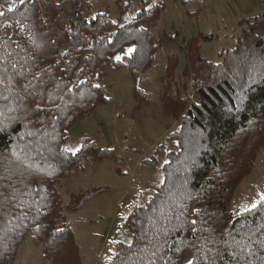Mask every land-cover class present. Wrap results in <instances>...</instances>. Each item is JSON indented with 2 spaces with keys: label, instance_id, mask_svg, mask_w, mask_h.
<instances>
[{
  "label": "trees",
  "instance_id": "trees-1",
  "mask_svg": "<svg viewBox=\"0 0 264 264\" xmlns=\"http://www.w3.org/2000/svg\"><path fill=\"white\" fill-rule=\"evenodd\" d=\"M159 9L142 8L121 24L106 13L85 16L80 0H20L0 9V264H12L27 232L50 264H81L63 208L76 210L105 188L63 205L56 183L82 169L87 152L96 158L111 149L90 142L71 152L62 142L72 123L110 100L96 81L111 55L129 47L112 66L143 70L162 37L176 38L151 33ZM242 22V36L217 62L200 55L197 36L187 40L191 94L163 99L179 120L176 149L163 182L129 213V242H118L107 264H264V196L230 209L264 146V10Z\"/></svg>",
  "mask_w": 264,
  "mask_h": 264
},
{
  "label": "rangeland",
  "instance_id": "rangeland-1",
  "mask_svg": "<svg viewBox=\"0 0 264 264\" xmlns=\"http://www.w3.org/2000/svg\"><path fill=\"white\" fill-rule=\"evenodd\" d=\"M19 1L0 0V9ZM80 2L85 16L106 13L118 24L131 19L138 10L157 4L159 14L149 23L151 33L155 37L161 33L176 34L175 39H160L151 63L143 70L112 66L111 61L128 54L129 47L111 55L104 68V78L96 81L110 100L96 105L72 123L62 142V147L71 152L90 142L111 149L109 155L96 158L86 151L82 156L83 168L56 183L63 205L72 195L77 197L95 188H105L80 208L63 210L74 233L81 264H107L117 243L129 242L130 234L126 230L129 213L149 199L150 188L163 182V165L168 161V153L176 149V137L171 133L177 130L179 120L172 109L166 110L163 99L191 94V73L186 70L187 40L197 36L200 55L217 62L219 52L232 48L234 39L242 36L247 27L244 22L238 26V19L257 15L264 5L263 0ZM70 7V2H65V8ZM202 34L210 35L211 39H200ZM170 52L174 55L169 58ZM168 58L173 68L166 73ZM263 196L264 146L258 149L251 172L235 187L230 209L233 213L245 210ZM12 264H50V261L43 255L41 244L27 232ZM65 264L76 262L68 260Z\"/></svg>",
  "mask_w": 264,
  "mask_h": 264
},
{
  "label": "snow or ice",
  "instance_id": "snow-or-ice-1",
  "mask_svg": "<svg viewBox=\"0 0 264 264\" xmlns=\"http://www.w3.org/2000/svg\"><path fill=\"white\" fill-rule=\"evenodd\" d=\"M188 264H192V262H191V261H189V262H188Z\"/></svg>",
  "mask_w": 264,
  "mask_h": 264
},
{
  "label": "built area",
  "instance_id": "built-area-1",
  "mask_svg": "<svg viewBox=\"0 0 264 264\" xmlns=\"http://www.w3.org/2000/svg\"><path fill=\"white\" fill-rule=\"evenodd\" d=\"M263 5H264V0H263Z\"/></svg>",
  "mask_w": 264,
  "mask_h": 264
},
{
  "label": "crops",
  "instance_id": "crops-1",
  "mask_svg": "<svg viewBox=\"0 0 264 264\" xmlns=\"http://www.w3.org/2000/svg\"><path fill=\"white\" fill-rule=\"evenodd\" d=\"M244 16H246V15H244Z\"/></svg>",
  "mask_w": 264,
  "mask_h": 264
}]
</instances>
